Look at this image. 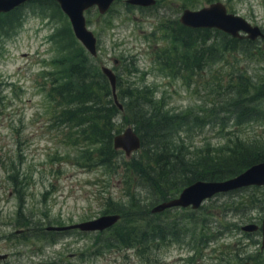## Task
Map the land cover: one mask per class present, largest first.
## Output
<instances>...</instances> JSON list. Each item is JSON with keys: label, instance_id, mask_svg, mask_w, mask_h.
<instances>
[{"label": "rangeland", "instance_id": "374dc122", "mask_svg": "<svg viewBox=\"0 0 264 264\" xmlns=\"http://www.w3.org/2000/svg\"><path fill=\"white\" fill-rule=\"evenodd\" d=\"M156 1L155 6L144 8L116 0L104 15L97 7L86 11L87 26L98 39L94 59L75 37L68 16L52 0L28 2L0 14V254H10L9 261L0 264H242L262 255V231L246 233L242 227L262 226L264 186L205 202L210 210L206 227L212 233L205 232L209 240L204 246L199 243L202 233L197 236L193 227H185L186 218L196 211L191 208L161 214L151 211L149 238L133 242L132 247L116 238L130 233L124 222L103 233L46 230L91 221L106 215V210H129L127 192L136 186L124 182L122 160L111 169L83 160L81 146L69 140L74 134L53 121L47 93L54 82L49 74L63 76L67 68L58 61L73 57L76 50L91 58L95 68L107 66L114 71L123 108L125 92L144 89L172 114L193 111L199 116L184 129L183 138L192 152L226 145L237 136L241 140L264 137L263 102L256 106L258 116L241 120L227 111L230 107L218 105L219 93L227 91L230 82L242 85V76L249 86L264 83V39L224 52L221 60L212 59L203 70L187 74V80L158 64L159 51L169 42L167 29L180 23L184 10L222 2L228 12L244 17L264 33V0ZM219 35L217 44L223 48L232 37ZM122 117L117 126L124 125L123 132L130 125ZM137 193L142 199L149 197L142 188ZM233 198L245 202L238 206V214L229 210L230 215L215 218L213 210L223 211L221 206ZM252 198L262 202L253 206ZM174 219H184L183 229L175 226L178 237L189 233L183 240L168 238ZM23 222H31L38 237L16 236ZM167 224L171 225L164 231L167 239L161 241L153 235L154 226L163 229ZM140 230L137 234L147 233L145 227Z\"/></svg>", "mask_w": 264, "mask_h": 264}, {"label": "trees", "instance_id": "16d2710c", "mask_svg": "<svg viewBox=\"0 0 264 264\" xmlns=\"http://www.w3.org/2000/svg\"><path fill=\"white\" fill-rule=\"evenodd\" d=\"M57 7L59 8L58 5ZM175 24L167 29L169 34L166 39L169 42L165 49L159 51L158 64L167 72L184 80L188 79L187 74H196L215 60H221L224 52L236 51L247 44L248 47L254 46L256 43L231 38L222 48L217 44L222 32L215 29L188 28L179 22ZM72 54L73 57L66 56L64 60L58 61L61 68H67L63 76L58 78V75L49 74L54 82L47 93L54 110L53 121L57 126L74 134L69 140L74 146H81L83 160L106 169L113 168L122 160L125 167L124 182L136 184L133 186V192H127L129 200L126 205H129V210L114 209L105 212L106 215L121 216L115 226L121 222L130 226L127 236L116 237L121 244L132 247L135 245L133 242L139 240L143 243L149 238L152 211L149 208L154 206L153 204L177 198L186 187L197 181H225L240 175L253 165L264 162L262 136L259 139L254 137L247 140H241L237 136L223 146H204L199 151H190L183 136L186 126L199 118L193 111L172 114L162 103L154 102V98L149 96L150 92L144 89H130L125 92L124 109L120 110L114 97L112 98L111 84L100 71L101 68H95L90 63L92 59L78 50ZM241 79L242 85L230 82L227 91L219 93L218 105L222 103L230 107L227 111L240 120L246 117L254 118L259 114L256 106L264 103V83L261 86H249L244 76ZM211 112H214V109ZM120 116H123L121 120L130 127L133 126L142 141L141 149L131 158L126 155L124 158V152L114 148V137L122 132L121 127L124 126H117ZM138 188L145 190L149 197L142 199L137 193ZM248 188L218 194L213 198L233 195ZM213 198L208 202L213 201ZM252 199L253 206L262 202L260 198ZM149 202L151 204L148 205ZM243 204V199L233 198L221 206L223 211L213 210V215L215 218L222 216V213L230 215L229 210L237 211L238 214V206ZM209 211L203 205L186 218L187 229L193 227L197 236L202 233V237H199L202 246L209 240L205 238V232L212 233L210 228L206 227L209 224ZM183 221L184 219H174L170 223L172 226L167 224L163 229L156 228L161 226H154L153 235L164 241L167 239V236L164 238V231L171 226L173 228L168 238L183 240L189 233L184 232L178 237L176 231L179 228L175 227L181 226ZM142 227L146 228L147 233L137 234ZM261 253L262 255H258L254 261L250 260L252 264H264V250H261Z\"/></svg>", "mask_w": 264, "mask_h": 264}, {"label": "water", "instance_id": "95a60500", "mask_svg": "<svg viewBox=\"0 0 264 264\" xmlns=\"http://www.w3.org/2000/svg\"><path fill=\"white\" fill-rule=\"evenodd\" d=\"M33 1L41 0H0V14L10 13L20 6ZM52 1H55L70 19L77 40L92 57H97L98 39L88 28L85 13L97 7L99 12L104 15L110 10L116 0ZM156 3V0H128V4L144 8L153 7ZM180 23L185 27L193 29H215L240 40L258 41V39H264V33L259 26L253 25L244 17L228 12L227 7L222 2L213 3L199 10L186 9L180 18ZM101 71L111 84L115 103L120 110H123L124 108L120 104L117 95L116 74L107 66H102ZM141 147V138L133 127H128L114 137V148L124 152L127 158H131ZM253 186H264V162L253 165L240 175L225 181H197L186 187L177 198L157 205L152 210V213L158 214L172 208H191L193 210H199L206 201L218 194H226ZM120 220V215L110 214L67 227L50 226L48 230L65 231L80 229L86 232H103L114 227ZM260 230L262 231L263 237L261 249L264 250V218L262 226L252 223L242 227V231L246 233H255ZM5 258L6 256L0 255V261ZM242 264L252 263L247 261Z\"/></svg>", "mask_w": 264, "mask_h": 264}, {"label": "flooded vegetation", "instance_id": "af4514ba", "mask_svg": "<svg viewBox=\"0 0 264 264\" xmlns=\"http://www.w3.org/2000/svg\"><path fill=\"white\" fill-rule=\"evenodd\" d=\"M82 223H84V222H82ZM77 224H80V223H77ZM72 225H76V224H72ZM69 226H71V225H69ZM49 227L50 226H48L46 228V230L48 232L63 233V232H69V231H75V230H77V231H80L81 233H90V232L82 231L80 229H72V230H65V231H49L48 230ZM53 227H67V226H53ZM103 232H99V233H103ZM16 236L21 237L22 239L23 238H26V237H31V236H37L38 237V230H34V228H32L31 222H23L22 225L20 226V228L17 230ZM0 255L6 256V258L3 259V260H1L0 263H4V262L9 261L10 254H0Z\"/></svg>", "mask_w": 264, "mask_h": 264}]
</instances>
